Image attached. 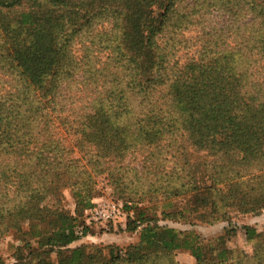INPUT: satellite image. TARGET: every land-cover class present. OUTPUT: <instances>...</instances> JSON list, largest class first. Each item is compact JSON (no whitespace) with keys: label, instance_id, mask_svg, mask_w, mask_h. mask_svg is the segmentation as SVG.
I'll return each mask as SVG.
<instances>
[{"label":"trees","instance_id":"obj_1","mask_svg":"<svg viewBox=\"0 0 264 264\" xmlns=\"http://www.w3.org/2000/svg\"><path fill=\"white\" fill-rule=\"evenodd\" d=\"M219 12L226 24L208 29ZM102 22L108 26L100 32ZM193 26L201 27L200 45L184 37ZM86 34L92 39L79 60L72 48ZM229 39H237L236 47ZM188 47L196 52L181 65L178 53ZM253 55L264 61V0H0V69L9 85L0 94V215L8 219H0V237L15 231L13 264H177L179 251L196 264H264V243L252 255L226 247L236 228L205 244L192 232L161 227L129 201L127 228L140 233L137 244L72 248L90 233L85 213L94 206L96 178L106 175L122 198L148 195L140 191L148 177L139 173V187H132L124 160L164 140L179 159L191 147L215 159L201 164L209 185L197 187L199 167L183 168L181 183L168 185L166 194H194L205 214L264 210V65L257 80ZM79 71L94 91L91 109L77 119L75 147L83 157L75 159L60 139L48 140L52 134L38 149L48 109ZM131 123V131L121 128ZM148 160L147 176L156 178L158 165ZM65 189L74 213L39 207L43 194ZM244 230L248 242L257 240L255 229Z\"/></svg>","mask_w":264,"mask_h":264},{"label":"rangeland","instance_id":"obj_2","mask_svg":"<svg viewBox=\"0 0 264 264\" xmlns=\"http://www.w3.org/2000/svg\"><path fill=\"white\" fill-rule=\"evenodd\" d=\"M195 0H185L186 3H193ZM228 16H224L222 12L213 13L210 15L206 25L208 29L211 27H219L226 24ZM108 24L98 23V31L102 32L106 29ZM203 28V27H202ZM201 27H192L185 31L184 37L189 45H200L197 38L200 37ZM91 39L86 34L80 41H76L73 45V53L80 60L83 56V47L89 45ZM187 43V44H188ZM232 47H236L237 39H229ZM185 45V44H183ZM196 52V47L183 49L178 53L177 60L182 65L186 63L193 54ZM250 65L254 68L255 78H261V67L264 61L258 55H253L250 59ZM72 81H66L60 89L58 100L48 109L51 117H48L49 123L46 125L49 129L43 128L42 137L39 141V148H43L42 143L47 140V134H52L48 140L54 141L60 139L61 145L71 148L74 151L73 157L81 159L83 154L78 147H75L77 141L81 139L80 123L77 119L84 113L90 110L92 106V99L94 97L93 87L86 81V76L82 71L72 77ZM8 78L5 76L4 71L0 69V94L4 95L9 85L6 84ZM55 110V111H54ZM76 121V123H74ZM44 126V125H43ZM131 128L126 125L121 128L131 131L134 129L133 123L130 124ZM128 128V129H127ZM130 129V130H129ZM79 131V132H78ZM41 133V132H40ZM182 137H179L181 141ZM133 144L135 141L132 142ZM165 149L161 152L160 149ZM174 146L168 140H164L161 148L146 147L145 150L141 148L133 149L131 153L127 154L124 160V167L128 169L129 175L135 181L131 184L132 187H139L137 184V176L139 173L147 181L145 186L140 189L148 190V195L128 194L125 198L120 197L121 192L116 190L106 175L96 178L95 190L97 191L96 198L93 201L94 206L85 213V223L90 227V233L87 237L83 238L80 242L74 244L72 248H77L84 245H95L100 247H120L127 249L140 241V233L129 232L127 228L128 214L125 210L127 201L134 202L140 208L146 210V215L153 218L161 227H167L178 232H192L198 235L202 241L213 243L221 236H225L226 229L236 228L234 234L228 236L229 241L226 247L234 250L245 252L252 255L258 243H264V210L255 214H242L241 209L228 208L223 210L218 208L216 210H207L206 214L202 210H196L193 203L194 194L179 195L177 197L169 196L165 192L169 185L170 188H175L181 183V170L183 168H197V187H205L209 183L204 182V178L208 179L203 173L206 167L201 164H211L214 162V156H208L207 153L197 152L194 148L187 151L186 156L180 155L178 158L177 152H172ZM41 150V149H40ZM149 151V152H148ZM154 155V156H153ZM152 158L158 165L160 175L156 178L152 175L147 176L152 165L149 163ZM153 164V163H152ZM155 165V164H153ZM258 170V169H257ZM158 172V171H157ZM161 177H164L161 180ZM138 189V188H137ZM136 193V192H135ZM168 196V197H167ZM39 207L48 209H61L65 212L74 213L75 201L68 189L56 196L53 192H46L38 200ZM205 214V215H204ZM4 217L3 223L8 219L7 215L2 214ZM171 216V217H169ZM23 226L28 227L29 219L23 216L20 219ZM209 222H212L209 224ZM245 227H250L257 231V240L248 242ZM15 231H10L3 237H0V264H13V256L19 242L15 239ZM239 253V252H237ZM234 254L232 260H238V255ZM55 258V257H54ZM177 264H196V260L188 251L176 252ZM54 263L56 260L53 259Z\"/></svg>","mask_w":264,"mask_h":264}]
</instances>
